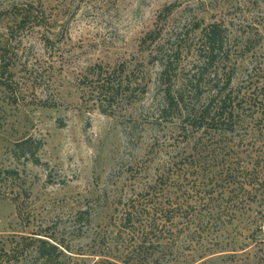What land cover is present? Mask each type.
<instances>
[{"label":"rangeland","instance_id":"rangeland-1","mask_svg":"<svg viewBox=\"0 0 264 264\" xmlns=\"http://www.w3.org/2000/svg\"><path fill=\"white\" fill-rule=\"evenodd\" d=\"M12 1L0 0V6ZM15 1L42 5L45 16L23 33L13 91L0 88V247L6 245L10 264H38L28 238L43 234L69 249L63 264H125V247L135 242L125 231V203L164 172L184 184L197 175L171 168L179 148L169 144L200 135L187 139L179 126L153 117L162 100V66L154 55L159 44L177 37L180 48L189 46L195 22H221L242 50L234 85L253 77L264 88V0ZM169 4L173 12L160 16ZM5 25L0 18V44L6 43ZM153 30L160 37L143 44ZM193 49L182 55L184 72L196 58ZM96 64L136 71L133 80L148 72L147 93L113 115L104 113L83 97L82 82ZM28 138L32 142L22 144ZM157 185L154 190L170 186ZM187 197L180 200L187 203ZM175 199L154 195L150 206ZM247 204L246 214L239 211L217 238L206 240L212 251L183 247L181 259L169 264H264V203Z\"/></svg>","mask_w":264,"mask_h":264},{"label":"trees","instance_id":"trees-1","mask_svg":"<svg viewBox=\"0 0 264 264\" xmlns=\"http://www.w3.org/2000/svg\"><path fill=\"white\" fill-rule=\"evenodd\" d=\"M174 8L175 4H169L160 16L170 15ZM44 16L42 5L33 2L14 0L0 6V18L8 30L6 43L0 44L1 89L13 91L11 79L19 63L23 33L42 25ZM191 28L197 32L192 40L188 38L189 46L180 48L176 37L167 45L159 44L154 54L162 66L158 79L162 100L153 117L155 123L179 126L187 139L200 135L199 140H171L169 144L179 148L175 152L179 159L171 168L178 165L188 171L182 173L194 171L197 175L184 184L169 171L164 172L155 186L166 184L169 189L154 190L155 186H150L145 194L138 193L125 203V231L135 239L133 246L125 247V264H169L181 259L183 247L212 251L206 240L214 235L217 238L226 222L236 220L239 211L246 214L248 201L264 203V88L255 85L253 77L234 85L233 67L242 50L227 26L217 21H197ZM160 32L151 31L143 44L154 45ZM188 48H194L196 58L184 72L181 59ZM90 71L87 81L82 82L83 97H92L93 104L106 114H115L120 105L132 104L147 93L148 82L143 81L148 72L141 71L142 78L133 80L131 73L135 75L136 71L127 73L124 66L96 64ZM17 95L10 96L13 102H17ZM207 136L209 140H204ZM31 142L28 138L22 144ZM207 172L217 179L207 178ZM200 174L203 178H198ZM162 193L176 199L170 200V206L160 201L150 206L151 197ZM226 193L231 195L227 203H221ZM186 196L191 199L182 202L180 199ZM39 235L28 238L33 243L31 255L38 264H63L69 249L47 235ZM8 256L4 244L0 247V264H10Z\"/></svg>","mask_w":264,"mask_h":264}]
</instances>
